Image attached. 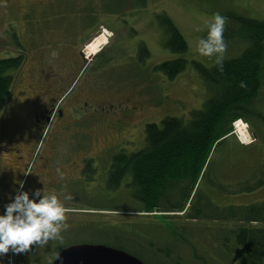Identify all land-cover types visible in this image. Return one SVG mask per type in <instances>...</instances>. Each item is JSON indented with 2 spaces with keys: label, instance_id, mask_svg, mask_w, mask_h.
<instances>
[{
  "label": "rangeland",
  "instance_id": "obj_1",
  "mask_svg": "<svg viewBox=\"0 0 264 264\" xmlns=\"http://www.w3.org/2000/svg\"><path fill=\"white\" fill-rule=\"evenodd\" d=\"M138 1L0 0V59L17 55L24 59L18 70L9 71L15 83L0 111V214L23 182V190L37 201V189L57 193L68 225L62 240L22 253L10 250L0 255V264H52L61 249L76 244L120 247L145 264H229L222 257L221 220L188 219L182 212L155 218L128 211L135 203L128 201L126 188L108 184V172L113 153L144 145L147 123H158L165 116L183 118L202 107L207 91L191 62L208 68L216 64L215 56L197 50L214 14L226 17L224 30L233 29L229 12L264 20V0ZM90 14L95 15L96 27L85 33L83 24ZM161 14L184 37V53L164 46ZM104 34L106 43L88 51V45ZM224 39L223 59L241 53L238 38ZM140 45L148 56H140ZM176 58L187 62L173 79L154 70L162 61ZM259 99L262 104L251 103L255 114L247 120L261 140L243 120L245 134L238 132L242 126L235 120L229 138L248 147L243 151L244 164L254 165L255 174L249 181L264 177V96ZM98 113L106 128L102 120L96 125L91 119ZM74 147L83 149V157L92 156L89 167L79 159L62 158ZM215 156L218 160L220 155L212 159ZM55 157L63 161L54 164ZM248 174L246 169L231 174L222 168L221 189L201 181L192 204L210 201L216 211L264 200V184L240 191L248 185ZM229 178L232 183L226 182ZM66 195L72 198L66 200ZM181 197L179 190L170 193L172 201Z\"/></svg>",
  "mask_w": 264,
  "mask_h": 264
},
{
  "label": "trees",
  "instance_id": "obj_2",
  "mask_svg": "<svg viewBox=\"0 0 264 264\" xmlns=\"http://www.w3.org/2000/svg\"><path fill=\"white\" fill-rule=\"evenodd\" d=\"M138 2L142 4L144 0ZM226 16L235 26L225 29L223 36L238 38L236 42L241 44V53L224 58L223 70L216 64L208 68L192 61L207 91L208 98L202 107L183 118L165 116L158 123H147L144 145L140 149L118 150L112 154L108 184L115 189H127L128 201L135 203L128 211L146 212L155 218L182 212L188 219L221 220L222 257L229 264H264V200L246 205H225L216 211L210 201L192 204L201 181L221 189L224 183L219 178L222 168L231 174L239 173L241 169L249 170L245 178L248 181L255 175L251 171L254 165L244 164L247 158L243 151L248 147L231 143L229 138L235 120H243L252 129L247 120L255 114L250 109L251 103L262 104L259 98L261 94L264 96V20L234 12ZM159 21L166 33L164 46L173 53H184L187 43L172 20L161 14ZM138 53L141 57L149 54L144 45H140ZM22 56L0 59V111L15 83V75L9 71L22 66ZM186 62L182 58L164 60L154 70L173 79L185 69ZM242 82L244 87H241ZM253 134L257 141L261 140L260 135L254 131ZM216 153L220 155L218 160L216 156L212 159ZM89 164L87 162L85 167ZM263 184L264 177L256 178L240 191H251ZM176 190L182 192L181 201L170 198V193Z\"/></svg>",
  "mask_w": 264,
  "mask_h": 264
},
{
  "label": "clouds",
  "instance_id": "obj_3",
  "mask_svg": "<svg viewBox=\"0 0 264 264\" xmlns=\"http://www.w3.org/2000/svg\"><path fill=\"white\" fill-rule=\"evenodd\" d=\"M225 23L226 17L214 14L206 24V36L200 38L197 44L201 55L216 57L220 70H223V54L227 47L223 36ZM244 86L242 82L241 87ZM23 189V182H19V187L14 189V197H9L10 202L0 214V255L10 250L22 253L32 246L47 245L50 240H62L61 233L68 227L65 223L66 208L57 193L37 189L35 195L40 197L37 201ZM71 198V195L64 197L66 200Z\"/></svg>",
  "mask_w": 264,
  "mask_h": 264
},
{
  "label": "water",
  "instance_id": "obj_4",
  "mask_svg": "<svg viewBox=\"0 0 264 264\" xmlns=\"http://www.w3.org/2000/svg\"><path fill=\"white\" fill-rule=\"evenodd\" d=\"M52 264H145L128 252L101 244H76L61 249Z\"/></svg>",
  "mask_w": 264,
  "mask_h": 264
},
{
  "label": "flooded vegetation",
  "instance_id": "obj_5",
  "mask_svg": "<svg viewBox=\"0 0 264 264\" xmlns=\"http://www.w3.org/2000/svg\"><path fill=\"white\" fill-rule=\"evenodd\" d=\"M107 15H109L107 13ZM110 16V15H109ZM95 20V15L93 14H90V16L88 18L85 19V23L83 24L84 26V30H85V33H88V32H92V30L96 27V25L94 24V21ZM81 53L79 52L78 55H80ZM40 100V98H39ZM85 105H87V102L84 103ZM84 105V106H85ZM97 107V106H95ZM99 115H96V116H91V119H94L96 125L98 124L97 122H99V119L102 120L100 122H102L103 126L106 128V124H105V119L102 117V115L100 113H98ZM44 116V115H43ZM42 116V117H43ZM104 128V129H105ZM70 151L69 153H65L62 158L63 159H66V158H75V159H79L80 162H82L83 165H87V162H89V160H92L93 158L92 157H83L81 153H84V151H82L83 149H81L80 147H74L73 149L69 148ZM85 150V149H84ZM82 151V152H80ZM97 155V154H96ZM58 157H55L54 158V164H59L61 163L63 160H60V159H57ZM56 160V161H55ZM73 163H71L70 166H72Z\"/></svg>",
  "mask_w": 264,
  "mask_h": 264
},
{
  "label": "bare ground",
  "instance_id": "obj_6",
  "mask_svg": "<svg viewBox=\"0 0 264 264\" xmlns=\"http://www.w3.org/2000/svg\"><path fill=\"white\" fill-rule=\"evenodd\" d=\"M105 35L106 34H104V35H100V36H98L97 38H95L89 45H88V51L90 50V51H92V50H94V49H96L100 44H103L104 42L106 43V38H107V36L105 37ZM104 43V44H105ZM103 44V45H104ZM95 52V51H94ZM96 52H98V50L96 51ZM91 53H93V52H91ZM94 54H96V53H94ZM238 132L239 133H241V134H245L244 133V130H243V127H240V128H238ZM245 139H247V138H244V140ZM248 140V139H247ZM247 140H245V142L247 141Z\"/></svg>",
  "mask_w": 264,
  "mask_h": 264
},
{
  "label": "built area",
  "instance_id": "obj_7",
  "mask_svg": "<svg viewBox=\"0 0 264 264\" xmlns=\"http://www.w3.org/2000/svg\"><path fill=\"white\" fill-rule=\"evenodd\" d=\"M235 125L236 126H240L241 125L243 127V123L240 120L236 121ZM243 129H244V127H243Z\"/></svg>",
  "mask_w": 264,
  "mask_h": 264
},
{
  "label": "crops",
  "instance_id": "obj_8",
  "mask_svg": "<svg viewBox=\"0 0 264 264\" xmlns=\"http://www.w3.org/2000/svg\"><path fill=\"white\" fill-rule=\"evenodd\" d=\"M56 257V256H55ZM55 259V258H54Z\"/></svg>",
  "mask_w": 264,
  "mask_h": 264
}]
</instances>
